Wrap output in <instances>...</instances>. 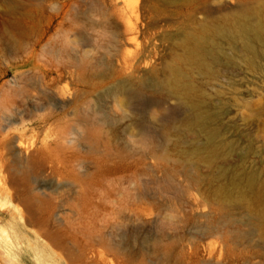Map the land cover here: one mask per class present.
<instances>
[{
    "label": "rangeland",
    "instance_id": "1",
    "mask_svg": "<svg viewBox=\"0 0 264 264\" xmlns=\"http://www.w3.org/2000/svg\"><path fill=\"white\" fill-rule=\"evenodd\" d=\"M0 249L264 264V0H0Z\"/></svg>",
    "mask_w": 264,
    "mask_h": 264
},
{
    "label": "bare ground",
    "instance_id": "2",
    "mask_svg": "<svg viewBox=\"0 0 264 264\" xmlns=\"http://www.w3.org/2000/svg\"><path fill=\"white\" fill-rule=\"evenodd\" d=\"M250 9L249 8H246V7H243L241 9V13L244 15L243 17L244 18H247L249 13H250ZM249 26L248 25H244V28H248ZM175 73V76H177L178 74V70H175L174 71ZM177 85V84H176ZM119 92L121 93H129L130 95H133L134 97L137 98V96H141V90H138L136 91L135 93H130L127 86L126 85H120L119 88H118ZM128 95V94H126ZM129 96V95H128ZM131 99V98H129ZM131 101V100H130ZM196 107H193V109L191 110V113H189L186 117H185V121H187V123H190V124H195V123H199L201 121L197 111H196ZM169 115V114H168ZM171 115H169L170 117ZM7 192V191H6ZM125 244V243H124ZM0 253L4 256H6L8 258V260H10V262L12 264H19L17 263L15 260L11 259L4 251H2L0 249ZM103 263H106V260L104 259L103 256H95L94 254L91 255V257H85V261H84V264H103Z\"/></svg>",
    "mask_w": 264,
    "mask_h": 264
}]
</instances>
